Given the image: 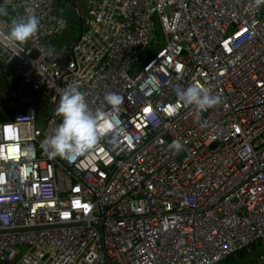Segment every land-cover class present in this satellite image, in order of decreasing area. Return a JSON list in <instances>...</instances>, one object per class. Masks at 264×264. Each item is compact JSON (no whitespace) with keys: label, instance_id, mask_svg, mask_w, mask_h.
<instances>
[{"label":"built area","instance_id":"built-area-1","mask_svg":"<svg viewBox=\"0 0 264 264\" xmlns=\"http://www.w3.org/2000/svg\"><path fill=\"white\" fill-rule=\"evenodd\" d=\"M84 5L86 30L59 55L54 0H16L0 17L4 31L39 19L26 44L0 46V78L47 106L40 127L32 108L0 122V263L218 264L259 244L264 264V3ZM73 84L115 128L75 160L51 158L43 142ZM193 84L220 102L197 115L179 101Z\"/></svg>","mask_w":264,"mask_h":264},{"label":"clouds","instance_id":"clouds-1","mask_svg":"<svg viewBox=\"0 0 264 264\" xmlns=\"http://www.w3.org/2000/svg\"><path fill=\"white\" fill-rule=\"evenodd\" d=\"M257 5L264 0H255ZM39 29V19L30 14L26 18L12 20L7 31L0 28V46L16 49L26 44L36 35ZM104 100L111 106L113 113L119 111L122 97L116 93H108ZM179 101L199 114L220 102L219 97L210 94L209 90L193 84L183 89ZM62 122L48 136L44 143L45 149L51 158L57 156L68 160H75L79 156L94 150L104 134L115 128L110 122L112 113H93L86 102L85 93L79 90L78 84L69 85L61 89L56 108ZM101 120L105 123L101 124ZM173 147L177 153L182 145L176 142Z\"/></svg>","mask_w":264,"mask_h":264},{"label":"crops","instance_id":"crops-1","mask_svg":"<svg viewBox=\"0 0 264 264\" xmlns=\"http://www.w3.org/2000/svg\"><path fill=\"white\" fill-rule=\"evenodd\" d=\"M15 2L16 0H0V17L5 19H11L15 14ZM62 4V1L60 2ZM69 4L73 5V10L71 12L74 14L73 22L76 24L75 27H78V30H76L74 27L69 26L70 32L73 34H67L65 32L66 26L68 28V22L66 23L65 30L62 31V33L57 32L56 35L52 37V39L48 42L49 49L56 55H59L62 53L63 48L69 46L73 41L78 39L80 36V33L86 30V25L84 22V18L86 16V9L84 5V0L78 1V0H69ZM65 6V5H64ZM68 12L66 11L65 14ZM60 18H64L63 16H60ZM66 19V16H65ZM85 26V27H84ZM71 37V40H69V44L67 43V39ZM62 38L61 40H59ZM4 82H10L9 84V96L13 91H19L15 97V102L12 103L13 107H17L18 111L13 115L24 113L29 108L33 109V106L27 105V101L23 99L21 89H20V82L17 79H4L1 78ZM11 88V89H10ZM38 93V92H37ZM18 102V103H17ZM34 110V109H33ZM2 111V104L0 103V113ZM12 117H8L7 120L12 119ZM5 121V120H4ZM2 122V121H0ZM261 252V246L259 244H254L250 248L244 250L241 252V254H246V263L253 264L255 258L257 255ZM238 256H233L227 260L221 261L218 264H226L228 261L232 260L233 258ZM3 264V263H0Z\"/></svg>","mask_w":264,"mask_h":264},{"label":"rangeland","instance_id":"rangeland-1","mask_svg":"<svg viewBox=\"0 0 264 264\" xmlns=\"http://www.w3.org/2000/svg\"><path fill=\"white\" fill-rule=\"evenodd\" d=\"M78 1H82V0H78ZM67 12L68 13L64 15L66 16V19L68 22V28L66 26L65 32L67 34H73L70 32L69 26L74 27L76 30H78V27H75L76 24L73 22L74 14L71 12V10ZM61 39L62 38H60L59 40ZM69 40H71V37L67 39V43L69 42ZM149 52L150 50H147L141 56V61L143 60V57L145 56L147 57ZM9 84L10 82H4L0 78V103L2 104V111L0 113V121L7 120L8 117H12L18 111V108L16 106L15 107L12 106L11 97L9 96ZM20 89H21L23 99L27 101V105H30L31 107L33 106V109L36 113V124L38 127H40L43 123V116H45L47 112V106H46L44 99L39 93L34 92L28 86H22L20 87ZM235 256H238V257L233 258L232 260L228 261L226 264H249L245 262L246 254H241V252H239Z\"/></svg>","mask_w":264,"mask_h":264},{"label":"water","instance_id":"water-1","mask_svg":"<svg viewBox=\"0 0 264 264\" xmlns=\"http://www.w3.org/2000/svg\"><path fill=\"white\" fill-rule=\"evenodd\" d=\"M62 1V4L60 2ZM65 5V6H64ZM54 10H55V15L58 18V23H51V29L55 30L56 29V24L60 25V29H58L59 33H62L63 30H65V26L67 23V19L60 18V16L65 15L66 11L73 10V5L69 4V0H54ZM55 33L54 35H56Z\"/></svg>","mask_w":264,"mask_h":264}]
</instances>
